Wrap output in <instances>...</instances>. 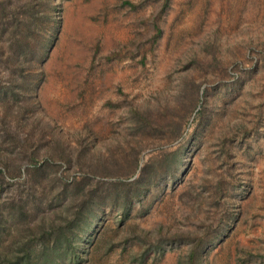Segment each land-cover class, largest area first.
Returning a JSON list of instances; mask_svg holds the SVG:
<instances>
[{"label":"rangeland","instance_id":"obj_1","mask_svg":"<svg viewBox=\"0 0 264 264\" xmlns=\"http://www.w3.org/2000/svg\"><path fill=\"white\" fill-rule=\"evenodd\" d=\"M34 3L12 89L0 66L2 249L264 264V0Z\"/></svg>","mask_w":264,"mask_h":264},{"label":"trees","instance_id":"obj_2","mask_svg":"<svg viewBox=\"0 0 264 264\" xmlns=\"http://www.w3.org/2000/svg\"><path fill=\"white\" fill-rule=\"evenodd\" d=\"M35 6L36 3H34V0H0V66L7 65L9 68V73L5 78L9 89H12V86L16 84L15 82L17 79L15 74L17 73L22 75L25 70V66L29 64L25 41L32 29V22L38 14ZM26 15L30 16L31 20L30 18L27 19ZM1 81L2 77L0 76V83ZM12 92L15 93L14 90H12ZM10 94V92L6 91L0 92V98L2 99V104H4L3 108H5V111L8 114L12 112L10 109V101L8 100ZM19 208L21 209V207ZM62 214V222L70 228V223H68L69 221L67 219V210L63 211ZM16 216L15 212L11 211L7 217L1 219L0 226H15L16 222L20 219ZM34 224L38 233L44 231L46 227L49 231L54 228L51 223L44 222L43 219L36 221ZM56 246L57 245L54 242L50 246L49 250L51 252H55L57 248ZM37 252L38 251L36 249L33 250L23 247V244H21V250L17 248L15 250L7 249L5 251L0 246V257L5 254H10L9 257H11V259H4L0 261V264H45L44 262L39 261Z\"/></svg>","mask_w":264,"mask_h":264}]
</instances>
